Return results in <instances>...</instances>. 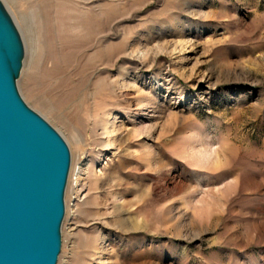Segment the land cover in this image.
<instances>
[{"label":"rangeland","instance_id":"rangeland-1","mask_svg":"<svg viewBox=\"0 0 264 264\" xmlns=\"http://www.w3.org/2000/svg\"><path fill=\"white\" fill-rule=\"evenodd\" d=\"M3 2L75 166L58 264H264V0Z\"/></svg>","mask_w":264,"mask_h":264},{"label":"water","instance_id":"water-1","mask_svg":"<svg viewBox=\"0 0 264 264\" xmlns=\"http://www.w3.org/2000/svg\"><path fill=\"white\" fill-rule=\"evenodd\" d=\"M26 57L20 29L0 0V264H58L72 155L21 95Z\"/></svg>","mask_w":264,"mask_h":264},{"label":"bare ground","instance_id":"bare-ground-1","mask_svg":"<svg viewBox=\"0 0 264 264\" xmlns=\"http://www.w3.org/2000/svg\"><path fill=\"white\" fill-rule=\"evenodd\" d=\"M37 10H38V18H39L40 27H41V30L44 32L47 30V22H46L45 14L43 13L42 5L39 2H38ZM12 15H13V18L15 19L18 27L21 29L20 22H19L18 18L16 17V15L13 12H12ZM60 39H61V43L63 44V46H66V43L62 40L61 37H60ZM47 57H48V53H47V51H45L43 56H42V58H43L42 64H45ZM51 111H53V110H51ZM66 139H68L70 141V143L71 144L73 143L76 147H80L81 143L84 141V135L80 131H78L77 129L74 128L69 133V136ZM71 171H72V173H71V179H72L73 174L75 172V166H73ZM66 204H67V202H66Z\"/></svg>","mask_w":264,"mask_h":264}]
</instances>
